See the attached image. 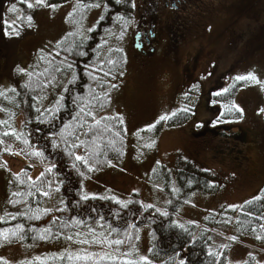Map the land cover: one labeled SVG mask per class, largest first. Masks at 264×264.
<instances>
[{
    "label": "rangeland",
    "instance_id": "374dc122",
    "mask_svg": "<svg viewBox=\"0 0 264 264\" xmlns=\"http://www.w3.org/2000/svg\"><path fill=\"white\" fill-rule=\"evenodd\" d=\"M121 2L124 11L128 5L126 0ZM129 2L128 20L123 15L118 22L106 20L102 30V34L116 37L125 59L120 67L112 69L109 80L116 87L101 112L121 117L127 146L119 160L85 180V192L95 196L105 191L122 200L136 196L140 205L136 218L147 206L164 209L171 200L150 173L156 164L173 168L180 155L209 170L212 178L208 183L216 187L212 192L188 194L173 209V218L179 223H194L199 229L206 216L215 212L211 219H218V224L205 230L214 236V247L227 246L228 262L237 263L248 254L261 258L264 207L259 224L262 232L257 238L237 233L235 216L242 202L264 185V0H212L205 13L196 11L197 2L193 7L183 4L185 10L181 11L159 3V15H169L168 23L179 34H165L162 24L156 22L160 42L152 52L140 56L133 46L132 33L137 23L148 20L146 14L139 18L137 11L148 0ZM77 3L0 0V87L4 91L13 92V85L18 84L17 68L30 64L38 52L49 49L70 30V17L75 16ZM84 13L82 26L91 28L103 16L104 8L97 5ZM81 30L74 27L76 32ZM100 54L103 56L104 51ZM107 72L101 71L106 77ZM53 83L49 82L51 87L43 85L39 91L45 87L43 93L48 94ZM104 85L101 87L107 90ZM230 88L229 95H221ZM232 104L240 109L239 114L228 115ZM170 117L173 120L166 124ZM159 119L163 122L156 129ZM28 151L14 140L0 139V216L4 217V211L15 212L22 203L8 196L12 172L28 168L22 170L29 171L26 173L33 178L49 166L31 162ZM131 222L126 230L110 237L122 248L118 264L130 260L131 264H155L147 261L149 227L142 225L140 230L132 231ZM18 239L20 235L14 228L0 227V264H39L58 249L48 238L29 246Z\"/></svg>",
    "mask_w": 264,
    "mask_h": 264
},
{
    "label": "trees",
    "instance_id": "16d2710c",
    "mask_svg": "<svg viewBox=\"0 0 264 264\" xmlns=\"http://www.w3.org/2000/svg\"><path fill=\"white\" fill-rule=\"evenodd\" d=\"M45 1L58 4L67 0ZM75 1L77 11L70 17L71 28L64 37L49 49L38 52L30 64L16 69L20 80L13 85V92L0 87V139L14 140L21 148L29 149L31 162L49 165L33 178L26 173L28 168L12 172L8 196L22 203L15 212H3L0 227L9 226L18 231V240L24 246L41 238L56 244V252L39 264L83 261L118 264L122 248L110 237L118 230H126L130 220L132 231L140 230L142 225L149 227L147 257L150 259L147 261L155 264H264V255L257 258L253 254L237 263L228 262L227 246L214 247V236L212 238L205 230L206 226L218 224V219H211L215 212L206 216L199 229L194 223H179L173 218V209L188 194L212 192L216 187L208 183L211 172L190 159L179 155L173 168L162 164L154 166L150 175L161 183L171 203L164 209L147 206L139 213V218L136 214L140 205L133 194L131 199L122 200L105 191L95 196L85 192V180L119 160L127 146L128 135L121 117L101 112L110 99V91L116 87V83L109 80L112 69L120 67L125 59L116 37L102 34V30L106 20H109L107 23L118 22L121 15L128 20L130 0H126L128 6L124 11L121 0ZM97 5L103 6V16L93 27L85 28L82 26L84 12ZM74 27L82 30L76 32ZM103 51V56L99 55ZM103 70H108L107 77L101 73ZM51 81H54L52 89L44 94V88L51 87ZM103 83L107 90L101 87ZM43 85L45 87L39 91ZM56 92L58 101L53 98ZM230 93L231 88L221 95ZM240 112L233 104L227 111L228 115ZM171 120V117L167 119L166 124ZM162 122L159 119L155 128ZM263 207L264 185L242 202L235 216L236 232L257 238L262 232L259 224ZM178 257L183 260L178 262Z\"/></svg>",
    "mask_w": 264,
    "mask_h": 264
},
{
    "label": "flooded vegetation",
    "instance_id": "af4514ba",
    "mask_svg": "<svg viewBox=\"0 0 264 264\" xmlns=\"http://www.w3.org/2000/svg\"><path fill=\"white\" fill-rule=\"evenodd\" d=\"M193 2H197V4H194ZM159 3H162L166 7H173V9L179 11L185 10V6H183V4L188 3L189 7H193L194 4L196 6V11H200L198 13H205L210 9L208 6L212 4V0H157L155 2L148 0L147 4H143V10H140L142 7L138 6L137 11H140L139 18L142 17V14L148 15V20H146L147 18H144L143 21L137 23L135 30L132 33L135 41L133 46L139 54L138 56H140V54L143 55L147 52H152L155 47L154 45H157L156 43L160 42L159 37L156 36V34H158V29L164 28L165 34H179L176 33L174 27L172 28V24L168 23L170 21L168 20L169 15H159L157 8ZM156 22L162 24L160 28L157 27Z\"/></svg>",
    "mask_w": 264,
    "mask_h": 264
}]
</instances>
